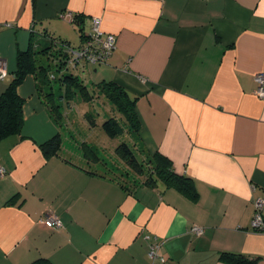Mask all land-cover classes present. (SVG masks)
I'll return each instance as SVG.
<instances>
[{"label": "crops", "instance_id": "obj_1", "mask_svg": "<svg viewBox=\"0 0 264 264\" xmlns=\"http://www.w3.org/2000/svg\"><path fill=\"white\" fill-rule=\"evenodd\" d=\"M68 12L79 17L63 18ZM92 16L116 44L93 65L92 83L111 80L136 97L140 128L128 137L145 159L159 152L190 176L195 195L145 185L98 151V162L45 156L39 145L62 139V117L28 74L16 88L21 132L0 139V264H151L154 238L164 259L156 264H234L222 256L230 253L264 264V230L251 224L264 199V98L254 93L264 74V0H0L8 73L32 31L39 43L43 31L74 44ZM46 213L62 227L39 223Z\"/></svg>", "mask_w": 264, "mask_h": 264}, {"label": "trees", "instance_id": "obj_2", "mask_svg": "<svg viewBox=\"0 0 264 264\" xmlns=\"http://www.w3.org/2000/svg\"><path fill=\"white\" fill-rule=\"evenodd\" d=\"M72 15L75 20L77 17H79L73 13ZM87 31L88 29L84 30L82 27L79 28L78 32L80 41L83 38L84 32ZM36 34V32L32 31L28 44V46L30 45L29 47L27 46L26 49L17 50L15 57V68L9 73L7 70L6 75L3 78H0L1 80H4L9 74L11 75L3 91L0 93V139L7 136L17 135L21 132L23 124V99L16 93V88L28 74H32L36 78L39 90L42 92V94L44 93V96H42L45 99L47 107L53 114L54 118L58 121L61 119V112L54 102L56 93L54 90V85L52 84L53 81L59 83V89H63V93L58 95L61 98L69 100L73 98V94L77 93L85 102H90L94 98L93 93L82 83L78 76H74L65 70L67 61L61 50L62 46H64V44H69L73 47H77L80 42L78 45L72 44L67 40H61L59 37H53L44 32L39 33L40 36L45 38L46 41V43L41 42L43 46L39 53L51 56V59L54 61L53 64L56 66L55 70L53 71L50 65L45 66L39 61L37 62L35 58V53L38 51L34 49L32 36H36ZM53 46L56 47L57 54L52 52L51 49ZM95 88L104 94L108 100H110L113 111L118 112L121 115L119 118L123 119V121H121L117 116L111 115L103 120L102 129L106 135L109 138H115L121 134H138L140 127L139 120L135 112L136 97H130L129 93H127L121 86L111 80H101L96 83ZM85 116L89 124L94 126L95 122L92 116L88 113H86ZM39 146L45 156H53L58 154L61 149L60 134H54ZM82 146L84 148V156L86 159L92 160L94 162L99 161L98 154L89 145L82 143ZM133 149L136 151L135 146ZM133 149L126 142L119 143L114 149L115 154L125 163L127 170L125 169V173L123 174H126L127 176H142L141 181L145 185H154L159 180L163 182L166 187H173L188 197H193L195 195V187L191 177L186 174L176 172L168 157L156 152L151 154L148 159L144 158V162L146 163L144 165L138 160ZM144 168L147 169V172H144ZM256 230L258 231V229ZM222 256L234 264H255L256 262L255 258H249L239 254L230 253L223 254ZM29 264L52 263L48 259L40 257L33 260Z\"/></svg>", "mask_w": 264, "mask_h": 264}, {"label": "rangeland", "instance_id": "obj_3", "mask_svg": "<svg viewBox=\"0 0 264 264\" xmlns=\"http://www.w3.org/2000/svg\"><path fill=\"white\" fill-rule=\"evenodd\" d=\"M86 29H88V25ZM74 32L76 37L71 41L74 42V44H77L75 42L77 41V37L79 34L77 33V30ZM74 32L72 30V33ZM32 38L34 43V49L38 51H36L37 53H35V58L37 62L39 61L45 66L50 65V67L54 71L56 66L55 64H53L54 61L51 60V56L39 53L43 46L42 43H38L39 37L32 36ZM51 50L54 54H57V49L55 46H53ZM83 66V72H80L78 70L76 71L74 69H71L70 67L66 71H68V73L73 74L74 76H78L80 80L84 82L85 86H87L88 89L93 93V95H95V97L92 102L87 103L83 101L77 93L73 94L72 99H64L62 101L61 110H59L61 112L62 117L60 121V125L62 126L60 127L62 134L60 152L84 153V148L82 146V143H84L86 145H89L96 153L98 151L103 157L106 158L107 161L110 158H113L114 160L121 162L122 168H125V164H123V161L115 154L114 149L121 142H126L133 149L135 143L131 141L130 137H128V135L126 134H121L115 138H109L103 131L102 122L109 116L115 115L121 121H123V119L119 118L121 117V115L118 112L113 111L110 100H108L107 97L102 94L99 90H96L95 85L92 83L94 82L93 79H96V77H94V74L92 73L94 70L93 65L84 63ZM7 81L8 79H4L3 83L6 84ZM52 84L54 85V90L57 92L60 87L59 83L53 81ZM57 99H59V97ZM86 113L90 114L94 119V126H91L87 121L85 116ZM133 151L136 154L138 160L145 165L146 163L144 162L145 160L142 153H140L137 148L136 151L135 149H133ZM144 172H147L146 168H144Z\"/></svg>", "mask_w": 264, "mask_h": 264}, {"label": "built area", "instance_id": "obj_4", "mask_svg": "<svg viewBox=\"0 0 264 264\" xmlns=\"http://www.w3.org/2000/svg\"><path fill=\"white\" fill-rule=\"evenodd\" d=\"M63 18H67L69 21H73L74 17L71 12L62 14ZM9 26V24H7ZM115 36L112 33H107L101 28V19L97 16H92L89 20L88 31L84 32L83 38L77 47H73L69 44L62 46V52L65 55L67 70L69 67L74 70L84 71V63L99 65L105 63L115 50ZM7 68L6 62L0 57V78L6 75ZM141 80L145 82V77H141ZM256 89L255 95L260 98H264V74L258 73L255 78ZM3 169H0L2 172ZM264 199L257 198L255 201V213L252 218V227L256 230H264L263 221ZM39 223L45 227L52 229H59L62 227V222L55 214H44L39 220ZM197 232L200 231L198 227H194ZM161 242L154 238L148 244L147 257L150 259L151 264L156 262H162L164 259L160 255Z\"/></svg>", "mask_w": 264, "mask_h": 264}]
</instances>
